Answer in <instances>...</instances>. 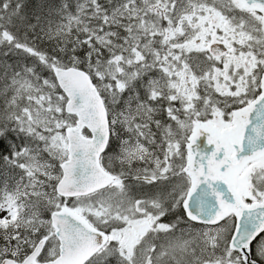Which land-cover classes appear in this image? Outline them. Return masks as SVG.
<instances>
[{
    "label": "snow or ice",
    "instance_id": "snow-or-ice-1",
    "mask_svg": "<svg viewBox=\"0 0 264 264\" xmlns=\"http://www.w3.org/2000/svg\"><path fill=\"white\" fill-rule=\"evenodd\" d=\"M0 49V264H264V0H0Z\"/></svg>",
    "mask_w": 264,
    "mask_h": 264
},
{
    "label": "trees",
    "instance_id": "trees-1",
    "mask_svg": "<svg viewBox=\"0 0 264 264\" xmlns=\"http://www.w3.org/2000/svg\"><path fill=\"white\" fill-rule=\"evenodd\" d=\"M26 2H31V0H26ZM75 0H73V3ZM53 42H49L47 40L40 43V46L44 49H50ZM3 49H0V52H2ZM34 58L27 57L24 53L19 54H11L8 57H4L3 55H0V65H3L4 63L8 64H24L28 63L31 64ZM20 170L16 169L14 171H9L2 161H0V184L2 183H9L12 184V177L18 176ZM14 183V182H13ZM196 227H202V225H196Z\"/></svg>",
    "mask_w": 264,
    "mask_h": 264
},
{
    "label": "rangeland",
    "instance_id": "rangeland-1",
    "mask_svg": "<svg viewBox=\"0 0 264 264\" xmlns=\"http://www.w3.org/2000/svg\"><path fill=\"white\" fill-rule=\"evenodd\" d=\"M45 74L47 75V73H46V72L44 73V75H45ZM4 214H5V213H3V212H0V216H2V215H4Z\"/></svg>",
    "mask_w": 264,
    "mask_h": 264
},
{
    "label": "bare ground",
    "instance_id": "bare-ground-1",
    "mask_svg": "<svg viewBox=\"0 0 264 264\" xmlns=\"http://www.w3.org/2000/svg\"><path fill=\"white\" fill-rule=\"evenodd\" d=\"M45 75H46V74H45ZM11 183H13V181H12Z\"/></svg>",
    "mask_w": 264,
    "mask_h": 264
}]
</instances>
